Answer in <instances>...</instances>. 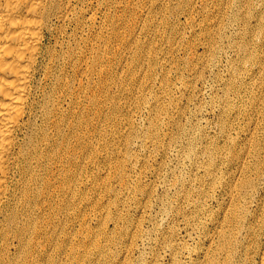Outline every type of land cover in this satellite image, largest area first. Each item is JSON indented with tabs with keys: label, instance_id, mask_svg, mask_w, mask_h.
I'll return each mask as SVG.
<instances>
[{
	"label": "bare ground",
	"instance_id": "obj_1",
	"mask_svg": "<svg viewBox=\"0 0 264 264\" xmlns=\"http://www.w3.org/2000/svg\"><path fill=\"white\" fill-rule=\"evenodd\" d=\"M172 1L186 22L165 31ZM121 9L131 14L122 18ZM124 24L126 37L118 32ZM195 36L210 72L224 42L233 58L207 87L210 103L195 95V111L185 117L190 84L200 83V66L184 42ZM112 41L123 49L119 75L111 61L102 65ZM179 51L190 81L178 66L166 70ZM207 112L217 117L213 135L194 118ZM159 154L171 164L160 163L153 176L163 192L183 190L178 211L146 201L142 220L128 224L129 212L118 207L141 197L147 170L140 157L154 163ZM100 156L109 163L93 190L99 199L90 202L86 173ZM185 167L201 181L165 183L166 172ZM107 190L116 202H106ZM88 207L85 219L80 212ZM106 217L112 235L99 227ZM75 219L78 235L67 232ZM167 220L174 223L164 226ZM190 227L199 229L197 247L179 241ZM0 264H264V2L0 0Z\"/></svg>",
	"mask_w": 264,
	"mask_h": 264
},
{
	"label": "rangeland",
	"instance_id": "obj_2",
	"mask_svg": "<svg viewBox=\"0 0 264 264\" xmlns=\"http://www.w3.org/2000/svg\"><path fill=\"white\" fill-rule=\"evenodd\" d=\"M124 1L125 3H127L129 0H121ZM191 4L194 5L195 3L198 2V0H190ZM258 2H264V0H258ZM225 3H221L218 6H225ZM129 6H132L131 4ZM177 7L176 6V2L174 3L173 1L170 3V9L169 11L165 14L164 16V20L165 23H168V26L165 27V31H168L170 28L176 29V30H181V28H183L184 24H185V16L183 14H181V11H176L174 8ZM226 14H228V12H225ZM126 14V17L129 16L130 10L129 9H121V11L119 12V16H121L123 18V16ZM187 27V26H186ZM188 28V27H187ZM186 28V29H187ZM185 29V30H186ZM126 30V31H124ZM130 31V27L129 28H125V24L122 25L121 28H118V32L121 36L126 37L128 35V32ZM227 40H229L230 42V36H231V30L226 32ZM199 36H195V37H189L188 39H185V45H188L190 47H192V54H193V64L195 65V67H199L201 69V72L199 74V79H200V83H194L191 82V87H195V91L191 92V94H189L187 97L190 98V103H188L186 105L184 109V113H185V117L186 116H190L191 114L195 111V107H196V101H195V95H197V97H202L200 100L201 102H209V99L207 97V94L210 93V90L207 89V87H213V85L215 84V75L219 74V76H225V74L228 71V62L233 58L232 53L229 52L228 50V43L226 44L224 42L225 48L223 49V52H225L223 55H221V57H219L218 59V70L216 69H212L211 72L208 69L207 65L210 64L209 58L206 56L205 54V49L202 45V41L200 38H198ZM154 43V42H153ZM187 43V44H186ZM120 44L119 41H112L109 42V45L106 47L105 51V61L102 62L103 66H108V64L111 61V67H112V72L114 71V75H119L121 74V71L123 70L122 68L120 69V67L123 65L125 66V61L123 59L122 63H118L117 59L119 58V56L122 54L123 49L118 45ZM227 46V47H226ZM123 47V46H122ZM163 50L167 49L166 45L162 46ZM114 50V51H113ZM117 51V52H116ZM108 52V53H107ZM179 57L178 59L173 62L172 64L168 65V68L166 69L168 73L173 74L175 73V66H178V71H181V74L183 75V79L190 81L191 76L189 75L188 72L183 71L182 67H183V60L185 59L186 55H182V53L179 51ZM115 55V56H114ZM109 56V57H108ZM107 57V58H106ZM114 57V58H113ZM122 57V55H121ZM114 60V61H113ZM213 62V59H212ZM211 62V64H212ZM126 63H129V61H127ZM115 64V67L113 66ZM117 64V66H116ZM130 66V65H129ZM137 67H134L135 71H136ZM182 68V69H181ZM157 69V67H156ZM220 69V70H219ZM170 70V71H169ZM213 72V75H212ZM156 75L158 73V70L155 72ZM155 75V76H156ZM158 77V76H157ZM174 81V80H172ZM198 82V81H197ZM193 83V84H192ZM215 86V85H214ZM199 90L200 93H196V90ZM195 93V94H194ZM113 97L118 98V92H113V90L110 93ZM175 96H178V94H176ZM121 97V96H119ZM183 97V98H182ZM178 99V101L180 102H184L186 98V96H182ZM193 98V99H192ZM193 100V101H191ZM121 101L123 102V98H120V103ZM210 103V102H209ZM186 110V111H185ZM103 113H106V115L110 114V110L109 111H104ZM121 117H125V114L122 113ZM195 119H197L199 122H201V124H204L205 128H204V132H206V134H210L213 135L216 132V124H217V117L215 116V114L211 113V112H207V113H203V116H198V117H194ZM184 123V119H179L176 121V125H182ZM89 132L91 134V132H93L92 128H89ZM214 132V133H213ZM93 135V134H92ZM173 136L177 137V133L174 131L173 132ZM99 143H96L93 139V144L94 145V149H97V152L99 151ZM98 146V147H97ZM91 152H89L90 154ZM104 153V151H100L99 154ZM98 162H96L95 164L92 165V167L90 168V170H88V172L86 173L87 176H91V185H88V188H86V195H88L90 197L89 201L93 202V201H97L96 199H99L97 195H93V190L94 188L97 186L98 182L101 181V178L103 177L102 173H100L101 171V167H103L105 164H108L109 162H103L102 157H97ZM157 161L156 162H151L147 156H141L140 157V161L142 163H144V166L147 170V172L143 175L142 178V183L140 184L141 187L143 188V192L138 193L139 196L138 199H133L132 203L128 206V205H121L120 207H118L119 210H121L122 212H126L128 211L129 213L128 215V224L142 220L140 218V209L142 207V205L146 202V201H151V202H156L157 204H160V207H165L168 208L171 205V212L172 215L178 211V207L175 206V200L176 202L180 201V197L179 195L183 192L182 189H179L178 191L175 190H170L169 192H163L160 188H158L157 186L159 185V182L156 181V179L153 176V170L156 169L160 163L169 166L171 164V160L169 157H162L161 154H159L157 156ZM158 165V166H157ZM79 170V168H78ZM77 170V172H78ZM74 173H77L75 170H72ZM98 171V173H97ZM99 174V175H98ZM101 175V176H100ZM101 177V178H100ZM183 180H194V181H201V173H198L196 171H194L193 169H191L190 167H185L184 169H181L179 171H175L173 174H169L166 172V177H165V183L166 184H170V183H176L180 185V182H182ZM116 187L112 186L111 189H115ZM154 189L153 192H150L149 194L147 193L149 190ZM118 189V188H117ZM106 202L108 203H114L116 202V196L115 195H110L109 191L107 190V194H106ZM91 206V205H90ZM208 209H210L211 211H214L216 209V205L214 201H211L208 203ZM158 208L159 205H157L156 207H154V212L151 213L152 216H156L157 212H158ZM85 210V211H84ZM153 210V209H152ZM92 208L88 207V208H84L82 209V211L80 212L81 216H84V218L86 219V217L88 215H90L92 213ZM108 213L110 215H115L117 214L116 210L110 209L108 211ZM180 214H184L185 217H191L194 214L193 213H189L187 212V210H184L183 208H181L179 210ZM172 215L169 216L170 219H172ZM147 217V216H146ZM146 217L142 223V228L143 229H147L150 228V224L146 221ZM107 217L104 218L103 223L99 226L102 227V229H104L106 231V233L108 235H112L114 232L112 230L113 225L110 224L108 221H106ZM77 220L75 219L72 223V227L67 229V232L73 234V235H78L80 234V228L77 225ZM199 221L202 222L203 218L201 216H199ZM83 221H81L82 223ZM174 223V222H173ZM171 223V224H173ZM167 224H170L169 221H166V224L164 226H166ZM170 224V225H171ZM86 227H88L91 230H95L97 229V226L95 224V222L93 221H89L87 220L84 224ZM84 226V227H85ZM79 228V229H78ZM198 232L199 229H194V228H188L185 232H181L185 237L184 239H179L180 242H185V244L188 247H197L198 244L197 242V236H198ZM137 255L133 254V257L135 258ZM194 259H196L197 257H193Z\"/></svg>",
	"mask_w": 264,
	"mask_h": 264
}]
</instances>
